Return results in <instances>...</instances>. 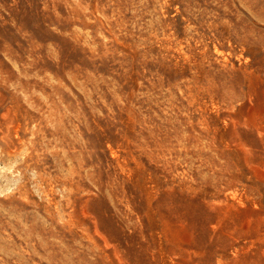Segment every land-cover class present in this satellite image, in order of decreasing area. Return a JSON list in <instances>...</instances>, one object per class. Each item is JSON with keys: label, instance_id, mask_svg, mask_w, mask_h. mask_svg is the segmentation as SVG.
<instances>
[{"label": "rangeland", "instance_id": "rangeland-1", "mask_svg": "<svg viewBox=\"0 0 264 264\" xmlns=\"http://www.w3.org/2000/svg\"><path fill=\"white\" fill-rule=\"evenodd\" d=\"M0 264H264V0H0Z\"/></svg>", "mask_w": 264, "mask_h": 264}]
</instances>
